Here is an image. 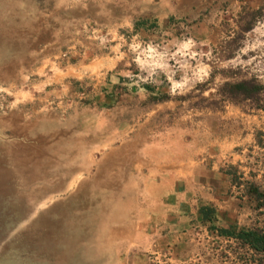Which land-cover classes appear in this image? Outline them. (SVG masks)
I'll list each match as a JSON object with an SVG mask.
<instances>
[{
    "label": "rangeland",
    "instance_id": "obj_1",
    "mask_svg": "<svg viewBox=\"0 0 264 264\" xmlns=\"http://www.w3.org/2000/svg\"><path fill=\"white\" fill-rule=\"evenodd\" d=\"M231 166L264 189V0H0V264H220Z\"/></svg>",
    "mask_w": 264,
    "mask_h": 264
},
{
    "label": "trees",
    "instance_id": "obj_2",
    "mask_svg": "<svg viewBox=\"0 0 264 264\" xmlns=\"http://www.w3.org/2000/svg\"><path fill=\"white\" fill-rule=\"evenodd\" d=\"M173 18H171L172 20ZM147 19H141L135 23V28L140 29L146 25ZM154 27L158 26L155 19ZM230 90L225 92L229 97L240 95L249 97L263 90V85L255 81L243 80L229 84ZM147 87H150L147 85ZM232 186L242 191V195L248 197L250 201L257 203V208L264 216V189L261 184L247 180L243 182L239 176V171L234 166L226 170ZM200 220L209 223V229L215 233L219 244L217 253L220 264H264V221L251 227H238L229 225L228 227H218L215 223L218 220L217 210L212 206H203L200 211Z\"/></svg>",
    "mask_w": 264,
    "mask_h": 264
},
{
    "label": "crops",
    "instance_id": "obj_3",
    "mask_svg": "<svg viewBox=\"0 0 264 264\" xmlns=\"http://www.w3.org/2000/svg\"><path fill=\"white\" fill-rule=\"evenodd\" d=\"M10 102H11L12 105L16 104V100L15 99H12ZM163 176H164V174H163ZM165 178H173V181L175 179H177L175 171L174 172L173 171H169L168 173H166L165 174Z\"/></svg>",
    "mask_w": 264,
    "mask_h": 264
},
{
    "label": "bare ground",
    "instance_id": "obj_4",
    "mask_svg": "<svg viewBox=\"0 0 264 264\" xmlns=\"http://www.w3.org/2000/svg\"><path fill=\"white\" fill-rule=\"evenodd\" d=\"M1 180H2V178H1ZM6 184V183H5ZM7 186V185H6ZM2 224V223H1ZM3 225V224H2Z\"/></svg>",
    "mask_w": 264,
    "mask_h": 264
}]
</instances>
